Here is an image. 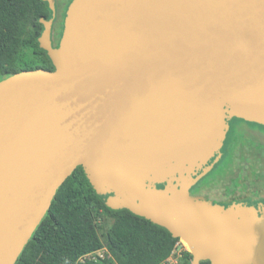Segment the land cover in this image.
Wrapping results in <instances>:
<instances>
[{
  "label": "water",
  "instance_id": "1",
  "mask_svg": "<svg viewBox=\"0 0 264 264\" xmlns=\"http://www.w3.org/2000/svg\"><path fill=\"white\" fill-rule=\"evenodd\" d=\"M41 22L54 69L0 80V264L77 166L108 207L183 240L191 264H264V206L190 193L230 118L264 125V0H71L57 47Z\"/></svg>",
  "mask_w": 264,
  "mask_h": 264
},
{
  "label": "trees",
  "instance_id": "2",
  "mask_svg": "<svg viewBox=\"0 0 264 264\" xmlns=\"http://www.w3.org/2000/svg\"><path fill=\"white\" fill-rule=\"evenodd\" d=\"M41 18H54L46 0H0V65L3 66L0 80L23 68L28 69V65L36 61L33 55L37 51L46 53L38 40L43 31ZM45 57L46 62L38 64L37 68L53 70L51 59L48 55ZM230 158V154L223 155L195 184L191 194L217 170L222 173ZM249 185L248 181L234 177L228 189L231 199H241L235 194L236 190ZM105 199L106 195L98 194L90 184L84 168L77 166L57 189L50 208L14 264H162L170 257L180 238L127 208L108 207ZM94 211L113 218L105 235L109 255L98 261L86 257L104 244L94 222ZM191 261V252L184 250L180 264H191ZM209 263V260L200 261V264Z\"/></svg>",
  "mask_w": 264,
  "mask_h": 264
},
{
  "label": "rangeland",
  "instance_id": "3",
  "mask_svg": "<svg viewBox=\"0 0 264 264\" xmlns=\"http://www.w3.org/2000/svg\"><path fill=\"white\" fill-rule=\"evenodd\" d=\"M228 122H240L239 120L229 119ZM237 144V145H236ZM233 149V155H231V160L223 169L217 170L215 173L205 179L204 184L200 189L194 193L198 196H205L216 198L219 200L230 199L231 195H228V189L230 188L231 180L237 175L241 174L244 176V179L250 183V185L244 189H237L236 195L240 197L253 198L255 189H259L260 194L264 195V155L257 159L250 157L242 159L240 155L241 152L253 151L254 148H251L248 145H243L236 143ZM247 155V154H246ZM235 156V157H233ZM257 172L254 173L253 172ZM242 188V186H240ZM93 218L95 225L98 229V232L101 236L102 241L104 242L103 247L99 250L104 256L109 255V250L105 244V235L111 224L113 223V218L108 217L104 213L93 212ZM188 250L187 244L180 240L176 245L175 249L172 251L170 257L162 264H180V259L182 257V252Z\"/></svg>",
  "mask_w": 264,
  "mask_h": 264
},
{
  "label": "flooded vegetation",
  "instance_id": "4",
  "mask_svg": "<svg viewBox=\"0 0 264 264\" xmlns=\"http://www.w3.org/2000/svg\"><path fill=\"white\" fill-rule=\"evenodd\" d=\"M70 2L71 0H55V3H54L55 4V15L53 18L52 33H51V43L53 47H57L59 45L60 38L63 32V25H64V18L66 15V10ZM45 54L47 55V52ZM45 54L41 53V51H37L33 55L34 57L32 56L36 61L34 62V64L28 65V69H35L37 67H40V65L38 64L46 62ZM28 55L31 56L32 54L28 53ZM31 66H33L34 68H30ZM2 67L3 66L0 65V69ZM22 70H26V69L23 68ZM239 121L240 122H228V129L226 131V137L221 147V149L222 148H225V149L223 151L221 150V156L219 159H221V157L226 154H230V157H231V155H233V149L235 147V144L238 143L239 145L241 143L243 145H248L251 148H254L253 151L249 150L246 152H241L239 156H241L242 159H245L251 156L250 159L254 157L253 159L259 160V158H261V156L264 155V125L256 123V122H249V121L240 120V119ZM230 148H232V150ZM211 160H214V158H212ZM254 173H257V172L254 171L253 174ZM237 176L242 181L244 182L246 181L244 179V176H242L241 174ZM194 186L195 184L190 188V193H191V189ZM193 195L195 194L193 193ZM228 195L230 196L231 194L228 193ZM252 197L253 198L242 197L239 200H232L231 198L226 199V200H219L216 198L202 196V198L212 203H218L225 207L231 204H234V203L254 206L257 209H260L264 206V195L260 194L259 189L257 188L255 189L254 195Z\"/></svg>",
  "mask_w": 264,
  "mask_h": 264
},
{
  "label": "built area",
  "instance_id": "5",
  "mask_svg": "<svg viewBox=\"0 0 264 264\" xmlns=\"http://www.w3.org/2000/svg\"><path fill=\"white\" fill-rule=\"evenodd\" d=\"M99 250L100 249L88 253L86 257H88L89 259L95 260V261L100 260L101 258L104 257V255Z\"/></svg>",
  "mask_w": 264,
  "mask_h": 264
}]
</instances>
